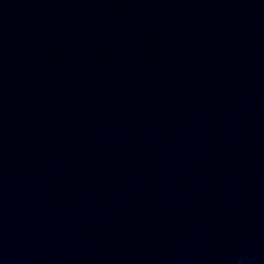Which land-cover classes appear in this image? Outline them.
<instances>
[{"label": "water", "instance_id": "obj_1", "mask_svg": "<svg viewBox=\"0 0 264 264\" xmlns=\"http://www.w3.org/2000/svg\"><path fill=\"white\" fill-rule=\"evenodd\" d=\"M264 264V0H0V264Z\"/></svg>", "mask_w": 264, "mask_h": 264}, {"label": "clouds", "instance_id": "obj_2", "mask_svg": "<svg viewBox=\"0 0 264 264\" xmlns=\"http://www.w3.org/2000/svg\"><path fill=\"white\" fill-rule=\"evenodd\" d=\"M245 257L241 256L238 264H244Z\"/></svg>", "mask_w": 264, "mask_h": 264}]
</instances>
